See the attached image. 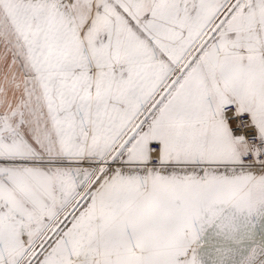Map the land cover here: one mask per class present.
I'll list each match as a JSON object with an SVG mask.
<instances>
[{"label":"snow or ice","instance_id":"obj_1","mask_svg":"<svg viewBox=\"0 0 264 264\" xmlns=\"http://www.w3.org/2000/svg\"><path fill=\"white\" fill-rule=\"evenodd\" d=\"M0 264H264V0H0Z\"/></svg>","mask_w":264,"mask_h":264}]
</instances>
